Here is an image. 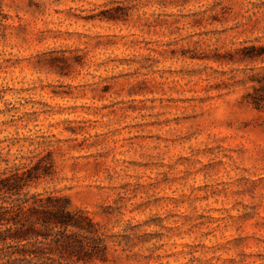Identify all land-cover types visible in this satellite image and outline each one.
I'll return each mask as SVG.
<instances>
[{
  "label": "rangeland",
  "instance_id": "obj_1",
  "mask_svg": "<svg viewBox=\"0 0 264 264\" xmlns=\"http://www.w3.org/2000/svg\"><path fill=\"white\" fill-rule=\"evenodd\" d=\"M263 73L264 0H0V178L100 225L77 264H264Z\"/></svg>",
  "mask_w": 264,
  "mask_h": 264
},
{
  "label": "trees",
  "instance_id": "obj_2",
  "mask_svg": "<svg viewBox=\"0 0 264 264\" xmlns=\"http://www.w3.org/2000/svg\"><path fill=\"white\" fill-rule=\"evenodd\" d=\"M248 94L252 104H264V73ZM29 172V173H28ZM30 171L0 178V264H65L106 261L105 234L82 209L67 198L22 193L33 179ZM6 248L15 249L2 253Z\"/></svg>",
  "mask_w": 264,
  "mask_h": 264
}]
</instances>
